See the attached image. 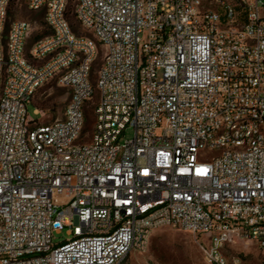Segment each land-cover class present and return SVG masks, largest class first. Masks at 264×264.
<instances>
[{
	"label": "built area",
	"instance_id": "2783aa9c",
	"mask_svg": "<svg viewBox=\"0 0 264 264\" xmlns=\"http://www.w3.org/2000/svg\"><path fill=\"white\" fill-rule=\"evenodd\" d=\"M13 1L0 0V264H122L164 227L195 235L205 264H251L226 254L238 242L264 257V0H75L91 36L70 0H28L49 30L30 46L31 23L7 30ZM53 81L70 101L42 124L27 108Z\"/></svg>",
	"mask_w": 264,
	"mask_h": 264
},
{
	"label": "rangeland",
	"instance_id": "374dc122",
	"mask_svg": "<svg viewBox=\"0 0 264 264\" xmlns=\"http://www.w3.org/2000/svg\"><path fill=\"white\" fill-rule=\"evenodd\" d=\"M74 8L75 0H70ZM28 0H14L10 7V15L7 24V30L12 22L16 20H24L32 25V33L29 39V46L36 38L47 35L49 30L44 24L43 12H32L28 9ZM242 8H237V12L242 13ZM223 13V12H222ZM246 14L240 19L242 23H246ZM222 23H226V19H221ZM74 31L78 35L91 36L86 32L74 17ZM103 52L101 51L99 58L95 64V79L98 69L101 67ZM70 101L69 90L60 87L56 81L44 86L36 94L32 103L28 105V116L32 120L41 122L42 124L53 123L64 118L66 106ZM40 109L43 112L36 115L35 110ZM96 122V115L93 110H88L86 114L85 124L86 132L90 136L93 133ZM85 136V135H84ZM134 138V129H127L121 136V143ZM56 241L65 240L66 234L56 235ZM226 254L228 256L240 255L245 257L251 264H264L258 246L249 242H238L228 248ZM123 264H205L203 252L200 247V240L193 234L178 229L164 227L156 230L150 240L148 249L145 252H133L123 262Z\"/></svg>",
	"mask_w": 264,
	"mask_h": 264
},
{
	"label": "trees",
	"instance_id": "16d2710c",
	"mask_svg": "<svg viewBox=\"0 0 264 264\" xmlns=\"http://www.w3.org/2000/svg\"><path fill=\"white\" fill-rule=\"evenodd\" d=\"M72 10H73V7H72L71 2H70L69 12H68V19H69V21L71 23V26H72L73 30H74L75 24L73 23L74 15L72 14Z\"/></svg>",
	"mask_w": 264,
	"mask_h": 264
}]
</instances>
